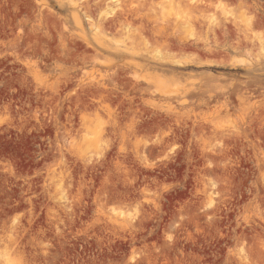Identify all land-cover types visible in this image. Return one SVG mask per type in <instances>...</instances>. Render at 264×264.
Returning a JSON list of instances; mask_svg holds the SVG:
<instances>
[{
  "label": "clouds",
  "instance_id": "9594fccd",
  "mask_svg": "<svg viewBox=\"0 0 264 264\" xmlns=\"http://www.w3.org/2000/svg\"><path fill=\"white\" fill-rule=\"evenodd\" d=\"M0 264H264V0H0Z\"/></svg>",
  "mask_w": 264,
  "mask_h": 264
}]
</instances>
